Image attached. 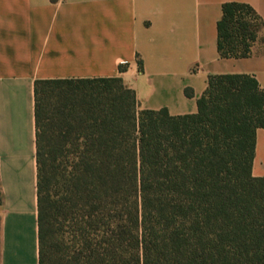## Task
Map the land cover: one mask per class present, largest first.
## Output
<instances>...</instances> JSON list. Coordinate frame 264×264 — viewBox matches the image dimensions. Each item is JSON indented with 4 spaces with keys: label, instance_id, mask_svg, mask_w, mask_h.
Instances as JSON below:
<instances>
[{
    "label": "trees",
    "instance_id": "1",
    "mask_svg": "<svg viewBox=\"0 0 264 264\" xmlns=\"http://www.w3.org/2000/svg\"><path fill=\"white\" fill-rule=\"evenodd\" d=\"M263 30L248 4H222L218 57L248 58ZM33 94L38 264H264L253 76H208L183 116L139 110L120 77L36 80Z\"/></svg>",
    "mask_w": 264,
    "mask_h": 264
},
{
    "label": "crops",
    "instance_id": "2",
    "mask_svg": "<svg viewBox=\"0 0 264 264\" xmlns=\"http://www.w3.org/2000/svg\"><path fill=\"white\" fill-rule=\"evenodd\" d=\"M228 2L264 21V0H0V264H38L34 82L120 77L139 110L171 116L196 112L208 76L250 75L264 89L263 44L217 55ZM251 175L264 178V129Z\"/></svg>",
    "mask_w": 264,
    "mask_h": 264
},
{
    "label": "rangeland",
    "instance_id": "3",
    "mask_svg": "<svg viewBox=\"0 0 264 264\" xmlns=\"http://www.w3.org/2000/svg\"><path fill=\"white\" fill-rule=\"evenodd\" d=\"M264 31V30H263Z\"/></svg>",
    "mask_w": 264,
    "mask_h": 264
}]
</instances>
